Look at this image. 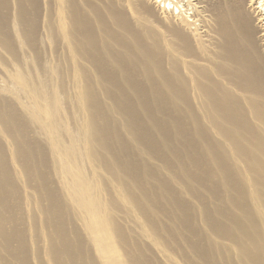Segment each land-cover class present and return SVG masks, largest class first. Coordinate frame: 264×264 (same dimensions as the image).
Segmentation results:
<instances>
[{"label": "rangeland", "instance_id": "1", "mask_svg": "<svg viewBox=\"0 0 264 264\" xmlns=\"http://www.w3.org/2000/svg\"><path fill=\"white\" fill-rule=\"evenodd\" d=\"M10 1H0V15L10 16L9 22L0 19V81L10 84L14 80L17 90L24 94V98L23 94L20 99L17 92H8L12 102H6L7 108L9 111L14 108L22 117L28 115L40 118L41 115H46L37 108L40 105L27 84L14 79L18 76V70L9 51L2 48L4 39L18 55L28 80L40 87L48 86L52 94L50 98L57 99L63 120L62 129L65 131H62V134L67 142L71 140V143L76 145L79 165L72 166L71 162L61 157L54 159L50 155L47 141L40 143L34 131L25 127L26 133L18 143L26 149L31 148L35 157L42 160L44 183L36 174L31 176L30 180L27 179L24 176L26 174L22 175L20 165L14 162L19 189L14 197L12 181L5 184L0 176V194L5 195V207H1L0 211L16 207L20 215L25 207L26 212L22 216H29L28 237L35 238L36 232V240L41 242L38 245L45 247L42 249L45 253L49 249L47 237L50 239L54 229L62 223L68 225L66 239L72 248L76 251L83 245L84 255L79 258L81 264H100L97 255L90 251V246L88 248V241L92 236L88 238L90 232L87 231L86 220L89 216L84 202L92 203V199L99 209L108 211L110 207L114 221L120 225L128 238L123 249L119 248L117 238L112 239L120 264H264V261L252 262L246 254L250 252L253 257L264 258L261 256L264 251L262 247L256 250L251 241L252 237L256 240L259 235L264 239V215L257 213L250 194V189H253L249 181L251 173L246 169L238 173L231 168L226 178L216 165L209 163L204 155L203 138L196 136L193 139L188 134L194 127L185 120L175 125L176 113L171 91L159 87V92H163L162 96L159 99L155 97V90L151 96L152 86L142 74L140 80L146 96L153 100V107L149 103L146 110V106L143 109V106L140 108L133 102L135 110L127 116L120 109H114L106 91L113 89L115 82H118L127 88V97L135 101V90L125 84L122 73L127 71L124 63L130 67L141 68L142 62L131 63L129 56L121 55L117 43L113 42L105 31L100 32L94 24L92 13L83 10V13L89 14V20L92 21L90 25L97 28L92 31L98 38L97 45L84 44L82 36L73 32L79 50V56L75 57L64 38L57 15L59 0H39L40 11L36 13L37 17H34L35 13L31 10L25 9V14L22 13L20 18L16 12L17 1L13 0L10 7L3 6ZM89 1L92 3L93 0ZM139 1L118 0V7L128 13L134 10L132 6ZM160 1H154V11L159 9L155 11L159 17L167 16L166 18L173 19L179 14V18L190 20L191 17L193 20L191 15L194 10H186L187 6H181L180 9L185 13L183 14L176 8L172 10L173 6L168 5L169 1L165 3V9V0L161 3ZM86 5L89 6L88 0ZM107 21L109 30L110 22L108 19ZM48 22L56 32L52 38L45 32ZM69 22L67 27L72 25L70 20ZM197 25V28L201 29L200 22H197ZM14 28L19 29L18 34ZM162 36L160 26L152 24L143 42L151 46L153 40L159 41ZM27 43L30 47H27ZM117 59L123 62L121 69L116 64ZM77 76H84L81 84L85 81L91 82L90 85L96 84L97 81L103 84L91 91L96 97L103 98L100 107L102 114L98 116L97 124L102 136L109 142L110 152H106L101 145L93 147V155L101 164H92L91 159L86 156L88 146L80 130L82 120L76 113L80 100ZM121 103L124 104V100H121ZM83 117L87 122L89 114L86 112ZM127 127L131 128L134 134L128 133ZM182 129L185 131L181 132ZM144 137H149L151 141L146 146H140L137 138L142 140ZM4 139L12 150L11 138L4 136ZM34 162L37 165V162ZM93 166L97 177L92 173ZM231 166L235 167L234 164ZM8 178L10 179L9 175ZM77 181L89 185L92 190L96 189L99 196L86 194V188L84 191L76 189ZM15 186L17 187L16 182ZM120 186L131 199L130 210H127L126 204L116 196V189H120ZM45 188L52 190L60 202L65 200L64 203L67 204L72 201L70 205L74 210L67 207L68 205L61 207L60 205H64L59 202V209L63 208L60 210L62 218L46 223L39 208L48 205L47 195L43 190ZM257 188L264 198V186L260 183ZM33 211L38 223L30 230ZM251 220L256 224L251 225ZM72 229L82 240L81 245L78 244ZM12 245L17 246L15 239ZM261 245L264 246V243ZM5 254H0V260H4L2 264H16L14 257L13 260ZM10 260L14 262L11 263ZM44 263L52 264L47 258Z\"/></svg>", "mask_w": 264, "mask_h": 264}, {"label": "bare ground", "instance_id": "2", "mask_svg": "<svg viewBox=\"0 0 264 264\" xmlns=\"http://www.w3.org/2000/svg\"><path fill=\"white\" fill-rule=\"evenodd\" d=\"M15 1H17L16 12L19 18L22 17V13L25 14V9L31 10L35 13L34 17H37L36 13L40 11L39 0ZM120 1L123 2V0ZM154 1L140 0L134 6L130 3L134 10L127 13L118 7V0H93L92 3L88 0L89 6L86 5V0H59L57 15L60 18L64 38L75 57L79 56V50L73 32H76L75 35L82 36L84 44L96 46L98 42V38L92 32L97 28L90 25L92 21L89 20L88 13H83L85 10L93 14V22L99 31L102 33L105 31L107 36L117 43L121 55L129 56L131 63L142 62L141 68L130 67L124 63L127 71H122L125 84L135 90L137 98L135 101L127 97V88L118 82H115L113 89L106 91L115 110L120 109L127 116L135 110L133 102L140 108L143 106V109L146 106V110L149 103L153 107L152 98L149 99L143 89L141 74L148 78L152 86L151 96L155 90L154 96L159 99L163 93L159 92V87L169 89L176 113L175 125L185 120L194 127L188 134L193 139L196 136L203 138L204 155L208 162L216 165L226 178L231 168L238 173H241L243 169L251 173L249 181L253 188L250 189L252 203L257 213L264 215V198L257 188L260 183L264 186V0H165V2L163 0L164 8L165 3L169 1L168 5L173 6L172 10L175 8L181 10V6H187L186 10H194L191 15L193 20L191 17L190 20L182 18L181 16L185 14L182 10L181 18L178 17L179 14L175 18L171 15L173 19L166 18V15L165 18L159 17L155 13L158 8L154 11ZM12 2L13 0L8 2L7 6H3L10 7ZM0 19L9 22L10 16L0 15ZM107 19L110 22L109 30ZM69 20L72 28L66 25H70ZM197 22H200L201 29L197 28ZM27 23L29 24L28 21ZM152 24L159 25L163 31L159 41L151 42L153 47L143 42ZM34 25L35 21H33ZM14 30L17 34L19 33L18 28ZM45 32L51 38L55 35L56 32L51 28L50 22L45 25ZM27 47H30V44L27 43ZM2 48L9 51L17 67L18 76L14 79L27 84L40 105L37 108L46 113L45 116L35 118L28 115L22 117L14 111V108L9 111L6 102L11 103L12 97L8 92H17L20 99L23 93L17 90L14 80L10 84L0 81V176L5 184L12 181V192L15 197L19 188L14 162L20 165V170H23L22 175L26 174L24 176L27 179L30 180L31 176L36 174L44 183L41 172L42 160L35 157L31 148L26 149L18 143L26 133L25 127L34 131L40 143L47 141L50 155L56 160L60 157L65 158L76 167L79 165L78 150L76 145L71 143V140L67 142L65 135L62 134V131H65L62 129L63 120L59 113L58 101L53 97L50 98L52 94L48 86L40 87L28 80L18 55L5 39L2 42ZM116 64L121 69L120 65H123V62L117 59ZM82 77L84 76L76 77L80 99L76 113L82 120L80 130L88 146L86 156L91 159L92 164L96 165L101 162L97 161L93 155V147L101 145L106 152L109 151V142L105 136H102L97 124V118L102 114L100 107L103 98L96 97L91 92L103 84L100 81L92 85L89 81L81 84ZM121 100H124V104ZM86 112L89 114L87 122L83 117ZM133 121L135 122L136 118ZM183 131L185 130L182 129L181 132ZM127 132L134 134L129 127ZM4 136L11 138L12 150ZM144 138L142 140L137 138L140 146H146L151 141L149 137ZM231 164L235 167L233 168ZM92 173L95 177L94 166ZM242 180L244 182V179ZM75 188L83 191L86 188V194L93 197L99 196L96 189L92 190L89 185H84L81 181L76 182ZM43 190L47 195L48 205L46 207L42 205L43 207L39 208L46 223L61 219L60 210H63L65 205L74 210L70 205L72 201L70 203L66 201L67 204H65V200L60 202L61 200L56 198L52 190L48 188ZM4 196L0 194V208L5 207ZM116 196L119 201L126 204L127 210H130L131 199L122 186L116 189ZM59 205L63 208L59 209ZM84 207L88 210L89 216L86 220L87 231L91 235L88 234V238L92 236L88 241V248L91 247L90 251L97 255L100 264H120L112 239L117 238L119 248L123 249L128 238L120 225L114 221L110 207L108 211L99 209L93 199L92 203L84 202ZM23 211L20 215L16 207L12 210L0 211V254L6 253L12 259L14 257L15 262L10 261L16 264H43L45 258L52 264H81L79 258L84 255L83 245L74 229L71 231L81 245L76 251L66 239V231L69 227L62 223L54 229L50 239L47 237L49 249L45 253L46 251L42 250L45 247L41 248L38 245L41 242L36 240V232L35 238L28 237L29 216H22V214L25 215V207ZM37 223L33 211L30 230ZM250 223L256 224L253 220ZM13 239L17 242L16 247L12 245ZM251 241L256 250L260 246L264 250V246L261 245L264 239L260 235L256 240L252 237ZM262 252L261 256H264V251ZM246 254L254 263L264 261V258L253 257L254 255L250 252ZM3 261L0 260V264Z\"/></svg>", "mask_w": 264, "mask_h": 264}]
</instances>
